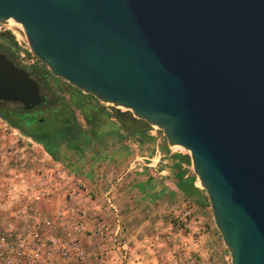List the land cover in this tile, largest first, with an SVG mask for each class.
Returning <instances> with one entry per match:
<instances>
[{
  "label": "water",
  "instance_id": "obj_1",
  "mask_svg": "<svg viewBox=\"0 0 264 264\" xmlns=\"http://www.w3.org/2000/svg\"><path fill=\"white\" fill-rule=\"evenodd\" d=\"M9 19L54 76L190 151L231 264H264V0H0ZM45 100L0 51V101Z\"/></svg>",
  "mask_w": 264,
  "mask_h": 264
},
{
  "label": "crops",
  "instance_id": "obj_2",
  "mask_svg": "<svg viewBox=\"0 0 264 264\" xmlns=\"http://www.w3.org/2000/svg\"><path fill=\"white\" fill-rule=\"evenodd\" d=\"M150 134L153 139L145 143L132 136L119 139L111 134L106 136L103 146L95 140L81 145L78 162L72 163L73 169L90 193L85 199L86 205L103 213L110 228L101 239L86 242L87 258L83 262L70 264H153L157 252L165 256L169 249L180 251L184 246L180 234L174 235L170 243L165 240L153 243V240L159 230L172 227L169 211L180 209L191 200L179 187L182 172L185 178L196 176V185L197 175L186 168L191 163L169 149L153 130ZM110 178L116 181L107 183ZM108 189H112L117 213L106 205ZM203 213L210 219L206 207ZM209 224L211 230L203 237L201 251L210 254L213 264H225L230 252L212 217Z\"/></svg>",
  "mask_w": 264,
  "mask_h": 264
},
{
  "label": "built area",
  "instance_id": "obj_3",
  "mask_svg": "<svg viewBox=\"0 0 264 264\" xmlns=\"http://www.w3.org/2000/svg\"><path fill=\"white\" fill-rule=\"evenodd\" d=\"M8 24L0 22V33ZM16 40L22 45L17 35ZM26 44L16 57L20 66L30 70L41 60ZM186 168L194 171L192 163ZM89 195L72 164L46 151L42 154L32 137L26 147L13 150L12 155L1 153L0 264L83 262L87 258L86 242L101 239L110 228L103 213L86 205ZM106 203L111 211L118 212L112 189L106 192ZM179 217L187 227L198 223L190 206ZM191 247L199 248L195 233Z\"/></svg>",
  "mask_w": 264,
  "mask_h": 264
},
{
  "label": "trees",
  "instance_id": "obj_4",
  "mask_svg": "<svg viewBox=\"0 0 264 264\" xmlns=\"http://www.w3.org/2000/svg\"><path fill=\"white\" fill-rule=\"evenodd\" d=\"M0 36L16 43L14 35L11 33H0ZM30 71L41 83L46 96L45 102L35 109L27 110L20 103L0 101V116L24 134L43 144L46 151L55 159H59L57 152L62 142H69L71 147L80 150L79 140L84 132V127L78 120L77 110L81 112L89 125V131L98 140L105 133L116 135L119 139L132 136L140 143L153 139L150 134L153 127L147 121L134 117L131 112H118L113 107L114 117L117 121L115 122L103 106L94 102L97 98L95 95L84 93L66 81H57L59 77L54 76L49 69L33 67ZM52 78L54 81H51ZM66 92L70 95L69 99L63 95ZM104 116H108L110 121L115 122V126L108 123ZM50 123H56L52 130L46 128V125ZM89 139V136L85 137L86 141ZM179 155L182 160L192 163L187 155L182 153ZM179 180V187L186 198L194 200L198 205L210 207L205 190L200 188V181L197 182L200 187L196 185V176L185 178V172H182Z\"/></svg>",
  "mask_w": 264,
  "mask_h": 264
},
{
  "label": "rangeland",
  "instance_id": "obj_5",
  "mask_svg": "<svg viewBox=\"0 0 264 264\" xmlns=\"http://www.w3.org/2000/svg\"><path fill=\"white\" fill-rule=\"evenodd\" d=\"M2 29H5L6 30L5 32H8V33H11L12 35H14V39H15L16 43H18L16 40V35L19 38V40L22 42V45H17L16 43L10 42L6 38L1 37L2 44L5 45L6 47H9L12 50H14L15 53L19 52L20 49L22 48V46L27 45L26 44L27 38L24 35V33L22 32V30L20 28H18V26H15V25L9 23L8 25L3 26ZM27 43H28V41H27ZM36 67H42L45 69H49V67L47 65H44V63L42 61L39 62ZM51 81H54V79L52 78ZM57 81L63 82L66 80L59 77V79ZM63 95H65V97L67 99H69V97H70L68 92L63 93ZM94 102L97 105L103 106L105 111L111 115V119L113 121L117 122L115 119H113L115 111H114V108L111 104H109V105L105 104L104 102L100 101L98 98H95ZM122 111L133 113L131 110H128V109H125ZM76 113H77V117H78V120L80 121L81 125H83L85 129L89 130L90 127L87 124V122L84 119L81 112L79 110H77ZM104 117L107 119L108 123L115 126L116 123L113 121H110L108 116H104ZM55 125H56V123H50V124L46 125V128L49 130H52L55 128ZM5 127H7V131H5ZM152 130L154 131V135L156 137H160L162 142L165 143L169 147V149H172L175 153H182V154L187 153V151L182 150V149H178L177 147H171L170 148V146L168 145L167 138H166L162 129H159L157 127H153ZM29 137L30 136L24 134L22 131H20L18 128L14 127L13 125H11L9 122H7L5 119H3L0 116V154L3 153L6 156H10V155H12L13 150H15L17 148L26 147L27 143L29 141ZM34 141L36 142V149H38L42 154H44L46 149L43 146V144L39 143L36 140H34ZM97 144H100L101 146H103L105 144V142L104 143L97 142ZM43 148L45 151L43 150ZM78 151L79 150L73 149L68 144L62 142L59 146V150H58L57 154L59 155V159L70 161V163L72 164V163H74V161L78 162V156H77ZM48 154H50V153H48ZM113 180L116 181V179L110 178L107 183H109L110 181H113ZM115 181H113V182H115ZM198 181H199V179L197 178V182ZM198 187H200V186H198ZM105 201H106V193H105ZM2 203L3 202L0 200V213L3 212V208L1 207ZM189 206L192 207V209L194 211V215L198 221V223L192 227L185 226L179 217L180 215H182V213L185 211V209ZM205 207L209 213L210 219L207 218V215H204V213H203V210H205ZM211 217L213 218V213H212L211 207L198 205L197 202H195L194 200H189L188 202H185L184 206L180 209L173 210L171 212L169 211V218L168 219L170 222H172V227L169 230H165V229L159 230V233L154 236L153 243L163 241V240L170 243L171 241H173L172 237L174 235L180 234L181 237L184 238V246H182L180 251L175 250V248L169 249L167 251L168 252L167 255H165V256H163V254L160 255L157 252L155 255L156 257L155 256L153 257V264H213V262H212L213 259L212 260L210 259V254L207 255L206 253H203L201 251L202 246L204 244V238L203 237L205 236V234L209 230H211V224H209V220L211 221ZM215 227H216V225H215ZM196 231H199V232H196ZM193 233H195L196 238L198 240V247H199L198 249L197 248L193 249L191 247V240H192V234ZM220 237L222 238L221 234H220ZM152 246L156 247V245H154V244ZM190 255H192V258L190 257ZM222 261H223V257H222ZM224 262H225V264H231V255H230V259L225 260ZM221 264H223V263H221Z\"/></svg>",
  "mask_w": 264,
  "mask_h": 264
},
{
  "label": "flooded vegetation",
  "instance_id": "obj_6",
  "mask_svg": "<svg viewBox=\"0 0 264 264\" xmlns=\"http://www.w3.org/2000/svg\"><path fill=\"white\" fill-rule=\"evenodd\" d=\"M0 51H2V52H5V53H7V55L11 58V59H13L14 61H15V63L16 64H18L19 65V63H18V61H17V57H16V53L14 52V50H12V49H10L9 47H5V46H3L1 43H0ZM83 126V125H82ZM84 127V126H83ZM83 133H82V135L80 136V140H79V146L81 147V145L83 144V143H87V141H89V143L92 141V140H95V141H97V142H100V143H102L103 141H104V139L106 138V136H109V135H111V134H109V133H105V134H103L102 135V137H101V139L100 140H98V139H96L94 136H93V133L92 132H90L89 130H87V129H83ZM90 137V139L89 140H85V137ZM114 136V135H113ZM64 143H66V144H68L70 147L72 146L69 142H64ZM88 144V143H87ZM73 148V147H72ZM73 149H75V148H73Z\"/></svg>",
  "mask_w": 264,
  "mask_h": 264
},
{
  "label": "bare ground",
  "instance_id": "obj_7",
  "mask_svg": "<svg viewBox=\"0 0 264 264\" xmlns=\"http://www.w3.org/2000/svg\"><path fill=\"white\" fill-rule=\"evenodd\" d=\"M8 22H9L10 24H13V25H15V26H18V28H20L22 31H24L23 26H22L20 23L16 22L15 20H13V19H9ZM1 23H2V22H1ZM16 28H17V27H16ZM120 109H121V110H125V109H127V108H125V107H120ZM174 145H175V147H177L178 149H182V150L187 151L186 149H184L183 147H181V146L178 145V144H174ZM187 152H189V153L191 154L190 151H187ZM200 183H201V181H200ZM201 185H202V184H201Z\"/></svg>",
  "mask_w": 264,
  "mask_h": 264
}]
</instances>
